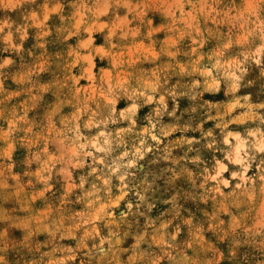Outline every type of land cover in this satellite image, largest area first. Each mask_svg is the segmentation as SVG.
<instances>
[{"label":"rangeland","instance_id":"rangeland-1","mask_svg":"<svg viewBox=\"0 0 264 264\" xmlns=\"http://www.w3.org/2000/svg\"><path fill=\"white\" fill-rule=\"evenodd\" d=\"M0 264H264V0H0Z\"/></svg>","mask_w":264,"mask_h":264}]
</instances>
